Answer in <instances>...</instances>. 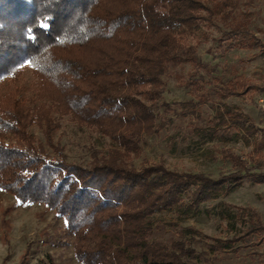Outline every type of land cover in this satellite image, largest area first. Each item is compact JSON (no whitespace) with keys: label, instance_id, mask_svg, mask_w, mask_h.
Wrapping results in <instances>:
<instances>
[{"label":"trees","instance_id":"16d2710c","mask_svg":"<svg viewBox=\"0 0 264 264\" xmlns=\"http://www.w3.org/2000/svg\"><path fill=\"white\" fill-rule=\"evenodd\" d=\"M255 2L0 0V82L9 81L0 93V188L23 204H43L63 217L80 264H214L213 253L238 254L254 236L263 243L262 213L223 201L219 215L234 230L239 219L246 225L233 237H212L193 226L169 240L153 237L159 213L195 216L203 203L220 199L245 179L263 183V154L247 158L220 148L233 171L218 177L173 169L164 161L140 167L129 161L142 152L147 137L180 119H190L180 126L184 139H243L264 148L254 118L225 101L252 87L264 92V86L218 74L219 65L198 53L202 41H186L199 31L204 41L211 39L202 30L205 24L219 31L211 54L235 48L264 53V40L252 27ZM185 64L191 65L188 75L174 71ZM27 67L33 75L29 84L23 81ZM170 77L192 97L164 101ZM209 84L221 99L212 122L201 125ZM64 117L110 138L114 148L105 156L95 154L89 165L70 161L54 138ZM32 126L43 131L49 148ZM28 257L29 248L20 264Z\"/></svg>","mask_w":264,"mask_h":264},{"label":"rangeland","instance_id":"374dc122","mask_svg":"<svg viewBox=\"0 0 264 264\" xmlns=\"http://www.w3.org/2000/svg\"><path fill=\"white\" fill-rule=\"evenodd\" d=\"M251 10L254 11L252 27L264 40V0H256ZM202 30H208L211 39L204 41L199 31L197 36H189L186 41L190 44H196L199 39L202 41L198 53L204 60L219 65L218 74H224L227 79L232 80L245 78L249 82L264 86V53L259 49L235 48L225 54H211L208 49L214 43L212 38L217 37L219 31L205 24L202 25ZM190 69L191 65L185 64L176 67L174 71L188 75ZM23 81L27 84L33 81L29 67L25 70ZM244 87L247 85L241 86V89ZM8 88V80L0 82V93ZM206 89L210 91L211 99L202 107V115L199 119L201 125H209L212 122L221 99L217 89L212 85H207ZM191 97L189 90L181 86L175 77L168 79L164 101L179 102ZM225 101L238 105L249 113L261 128L259 137L264 135V92L252 87L242 95L231 96ZM189 122L190 119H180L162 133L147 137L142 152L131 158L130 163L140 167L143 164L164 161L173 169L203 172L218 177L233 171L232 163L220 155V148L224 146L233 148L247 158L251 154L264 155V148L257 150L254 144H249L243 139L228 143L204 142L199 136L184 139L178 135L180 126H186ZM31 132L49 148L46 137L38 126H32ZM173 136L176 141L171 140ZM54 138L61 143L70 161L84 165H89L95 154L99 157L105 156L114 148L110 138L90 128L78 126L69 117L61 119V128L54 132ZM221 201L256 208L264 219V182L257 183L252 178L245 179L242 186L230 190L220 199L203 203L201 213L195 216L180 219L173 213H159L155 216L158 225L153 237L163 240L178 237L185 226H193L203 234L223 240L233 237L235 230L240 232L246 228V225L239 219L234 230L229 220L223 219L218 213L221 209ZM65 226L64 218L56 216L55 212L45 205L23 204L13 194L0 188V263L20 264L29 248V257L25 264H43L42 260L51 264L49 255L53 256L56 264H80L75 256L72 238L67 234ZM257 240L258 236H254L250 241L252 244L238 254L232 250L213 253V263L264 264V242L258 244ZM242 243L238 242L236 246Z\"/></svg>","mask_w":264,"mask_h":264}]
</instances>
